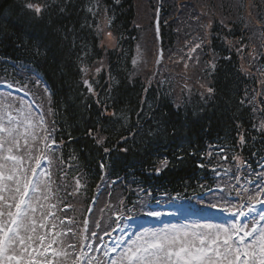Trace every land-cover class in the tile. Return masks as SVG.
<instances>
[{
	"label": "trees",
	"instance_id": "16d2710c",
	"mask_svg": "<svg viewBox=\"0 0 264 264\" xmlns=\"http://www.w3.org/2000/svg\"><path fill=\"white\" fill-rule=\"evenodd\" d=\"M28 3L48 7L37 16ZM158 3L166 58L157 71ZM198 17L203 36L217 32L216 69L202 81L212 93L197 76L174 71L193 33L182 20ZM263 19L264 0H0V61L33 67L49 86L48 128L65 192L79 177L90 194L103 165L113 179L185 194L201 182L208 146L229 147L248 161L264 152V134L242 104L256 83L233 52L248 37L246 20Z\"/></svg>",
	"mask_w": 264,
	"mask_h": 264
},
{
	"label": "snow or ice",
	"instance_id": "6c2138e0",
	"mask_svg": "<svg viewBox=\"0 0 264 264\" xmlns=\"http://www.w3.org/2000/svg\"><path fill=\"white\" fill-rule=\"evenodd\" d=\"M26 6L37 16H41L44 9L48 7L47 4L41 7L34 3H28ZM85 83L87 84V81ZM89 91H92L91 87ZM208 92L212 93L213 89L209 88ZM5 107H11L10 103L0 104V108ZM4 121L5 116L0 115V160L5 162L0 163V169L6 168L9 161L12 165L7 174L0 171V264H52L51 260L45 256L47 248L40 250L43 245L58 246V251L53 252V256L67 257L68 253L63 251V242L57 240L61 233L56 232L51 240H47V232L39 231L46 227L44 222L52 213L45 214L41 211L43 205L39 204L41 196H38L37 192L39 185L44 182L39 179V175H35L37 168L24 167V157L30 156L31 146L28 144L30 133L26 130L22 134L19 130V122L10 115L7 116V123ZM40 122H43V117L40 118ZM32 126L29 123V127ZM261 130H264V124L261 125ZM45 131L47 132L46 128ZM21 139L25 141L23 145L20 144ZM44 139L50 140L51 133H48ZM101 142L97 140V143ZM52 143L55 142L52 141ZM241 143H244L243 136ZM45 148L51 150L47 143ZM5 152L7 155H4ZM44 156L46 158V154ZM161 163L162 166L167 165V161ZM37 165L43 166L40 158H37ZM29 171L35 178L28 175ZM156 171L159 172L160 169ZM254 175L256 179L247 182L251 187L244 186L232 191H235L236 198L246 197L249 201L264 203L262 199L264 172L254 173ZM52 183L54 182L49 178V182L45 184L44 191L47 195L43 196L44 200L53 194ZM237 183L239 184V177H237ZM76 185L75 192H79L81 187L79 180ZM72 194L74 193H69V195ZM220 199L229 205V210L233 207L237 209L234 218L235 215L245 218L239 224L230 223L227 226L195 224L191 227L172 225L162 229H146L142 233L134 234L135 239L130 238L118 255L109 256L103 264H264V225L261 224V221H264V213L260 214L259 220L253 217L249 221L247 214L239 211L240 205H232L224 196ZM38 211H41L39 220L36 217ZM89 211L92 209L89 208ZM148 215L159 216V213L149 211ZM92 235L96 234L93 232ZM112 252L116 253L117 248H113ZM77 259H88V264H92V259L95 258H88L87 253H83Z\"/></svg>",
	"mask_w": 264,
	"mask_h": 264
},
{
	"label": "rangeland",
	"instance_id": "374dc122",
	"mask_svg": "<svg viewBox=\"0 0 264 264\" xmlns=\"http://www.w3.org/2000/svg\"><path fill=\"white\" fill-rule=\"evenodd\" d=\"M218 1L220 2L221 0H218ZM109 41H111V39Z\"/></svg>",
	"mask_w": 264,
	"mask_h": 264
}]
</instances>
